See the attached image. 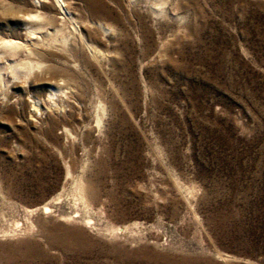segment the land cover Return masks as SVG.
<instances>
[{
  "label": "rangeland",
  "instance_id": "1",
  "mask_svg": "<svg viewBox=\"0 0 264 264\" xmlns=\"http://www.w3.org/2000/svg\"><path fill=\"white\" fill-rule=\"evenodd\" d=\"M40 1L0 0V264H264V0Z\"/></svg>",
  "mask_w": 264,
  "mask_h": 264
},
{
  "label": "bare ground",
  "instance_id": "2",
  "mask_svg": "<svg viewBox=\"0 0 264 264\" xmlns=\"http://www.w3.org/2000/svg\"><path fill=\"white\" fill-rule=\"evenodd\" d=\"M24 1V0H23ZM100 2H101V0H100ZM38 3H41V1L40 0H38ZM44 3H45V1H44ZM56 3L58 4V6H59V8H60V10L62 11V14H64V17H69V18H71L72 19V21H74V17H73V15H72V13H71V11L69 10V4L71 3H69V4H67V2H66V0H56ZM38 6V5H37ZM42 6V5H41ZM54 6H55V4H54ZM102 6H103V4H102ZM101 7V6H100ZM99 7V8H100ZM156 7V6H155ZM35 8H37V7H35ZM42 9V8H41ZM33 11V10H32ZM111 11V10H110ZM27 12V11H26ZM25 17V16H24ZM29 19H37V20H41V19H43V22H39V24L38 23H36V24H38V26H39V28L40 29H44V31H46L47 32V34H50L49 33V29L48 28H50L49 26H51V28H53L55 31H58L59 32V29L58 28H56L57 26H56V20L55 19H46V18H44V14L42 13V12H40L39 11V7H38V10L36 11V12H34V13H30L29 14ZM67 20H69V19H67ZM26 21V20H25ZM27 21H29V20H27ZM26 21V22H27ZM33 21V20H32ZM31 21V22H32ZM34 22V21H33ZM58 22V21H57ZM71 22V21H70ZM76 22V21H75ZM28 23H30V22H28ZM73 23V22H72ZM104 23V22H103ZM105 24V23H104ZM60 25V24H59ZM67 25V24H66ZM35 26H34V24H31V26H30V28H31V31L29 32V34H30V36H37V37H39V35L37 34V28H34ZM59 27V26H58ZM112 26H103V28L107 31V30H109L110 28H111ZM60 28V27H59ZM112 29V28H111ZM75 30L78 32V34H79V36H80V38L82 39V40H84V42L86 43V45L88 46V49L94 54V56L96 57V55H97V48L94 46V44L84 35V33H82V31H81V29H80V27H79V25L77 24V23H75ZM74 30V31H75ZM41 34V33H40ZM77 34V33H76ZM53 34H51V35H49L50 37H53L52 36ZM48 36V37H49ZM69 36V35H68ZM48 37H45L42 41L43 42H46L48 39H46V38H48ZM54 39H55V37H53ZM16 39V38H15ZM42 39V38H41ZM40 39V40H41ZM18 40V39H17ZM17 40H13V39H2V40H0V45H1V48H2V45H4V46H9V47H11V48H17V47H19L21 44H22V42H20V41H17ZM32 40V39H31ZM36 41V40H35ZM68 41V40H67ZM31 42V41H30ZM29 42V43H30ZM49 43V42H48ZM45 44V43H44ZM32 45H33V43H32ZM35 45V44H34ZM27 46V45H26ZM36 46V45H35ZM46 46V45H45ZM44 46V47H45ZM47 46H48V44H47ZM51 46V45H50ZM43 48V47H42ZM2 49H4V48H2ZM1 49V50H2ZM10 49V48H9ZM26 49V48H25ZM40 49H41V47H40ZM31 50V52H35V53H37L38 54V52L36 51V50H33V49H30ZM15 51V50H14ZM21 51V50H20ZM1 52V51H0ZM3 53V52H2ZM16 53V52H15ZM27 53H29V52H27ZM1 54V53H0ZM5 54V53H4ZM13 54V53H12ZM17 54V53H16ZM33 54V53H32ZM92 54V55H93ZM15 54H13L12 56H14ZM17 55H19V54H17ZM16 55V56H17ZM11 56V57H12ZM99 56H100V54H99ZM2 57V56H1ZM6 57V56H5ZM10 57V58H11ZM18 57V56H17ZM17 57H15V58H17ZM9 58V57H8ZM40 58H41V55H40ZM2 59V58H1ZM7 60V59H6ZM13 62V61H12ZM37 63H40V61H38ZM38 65V64H37ZM33 66H34V63L32 62V61H24V62H14V63H12L11 65H9V67L11 68V70L14 72V74H15V76H18L19 75V72H20V69H22V68H24L26 71H30V70H32V68H33ZM22 71V70H21ZM24 71V70H23ZM25 72V71H24ZM21 73V72H20ZM28 76V75H27ZM56 91L58 90V89H55ZM56 91H55V93H56ZM53 93V92H52ZM37 104V103H36ZM39 108V107H38ZM40 110V109H39Z\"/></svg>",
  "mask_w": 264,
  "mask_h": 264
}]
</instances>
